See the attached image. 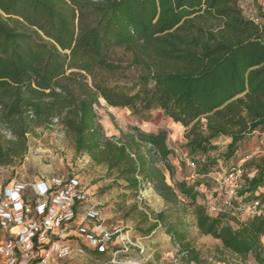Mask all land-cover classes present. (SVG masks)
<instances>
[{"label": "trees", "instance_id": "16d2710c", "mask_svg": "<svg viewBox=\"0 0 264 264\" xmlns=\"http://www.w3.org/2000/svg\"><path fill=\"white\" fill-rule=\"evenodd\" d=\"M119 48L131 53L126 65L115 57ZM101 99L144 120L162 110L185 127L196 163L221 137L231 139L224 157L232 158L264 126V25L244 14L240 0H0V123L13 133L7 139L0 131V166L21 162L29 134L57 118L77 155L117 172L138 195L153 184L171 211L158 212L146 233L162 226L189 263L199 261L188 240L190 215L201 234L264 264V213L236 227L225 213L211 215L199 203V179L171 185L157 165L174 171L167 130L135 126L121 139L108 136ZM215 164L201 163L197 174ZM246 164L257 172L240 194L264 203V159Z\"/></svg>", "mask_w": 264, "mask_h": 264}, {"label": "rangeland", "instance_id": "374dc122", "mask_svg": "<svg viewBox=\"0 0 264 264\" xmlns=\"http://www.w3.org/2000/svg\"><path fill=\"white\" fill-rule=\"evenodd\" d=\"M240 4L247 17L264 25V0H240ZM115 57L126 65L130 61L131 53L119 48ZM126 73L131 77L137 74L135 68H128ZM97 112L107 135L116 139L132 134L135 126L147 132L166 129L167 144L172 150L169 160L174 171L170 173L163 162H158L157 165L164 171L166 180L171 185L176 181L187 180L193 183L199 179V203L205 205L214 216L216 213L210 210V206L214 202L222 204L224 199L216 191V182L210 174H225L232 166L243 164L246 167V163L251 160L260 162L264 159V126H260L240 143L239 150L230 159H226L224 154L231 139L221 137L215 141L217 148L207 155H199L196 168L211 159L216 164L209 175H198L196 168L188 164L193 156L186 147L185 127L166 116L162 110L151 111L149 118L144 120L133 115L129 108L112 107L101 99ZM0 131L7 139L13 138L6 123H0ZM28 145V152L21 162L18 160L13 165L0 166V188L13 181L31 184L39 179L77 176L100 207L105 226L114 234L113 243L104 254L94 253L95 249L83 236L74 235L66 240L71 244L70 254L56 259L55 264H258L252 254L242 260L225 249L219 239L201 234L193 225L190 215L188 240L192 241V246L198 252L199 261L189 263L182 244L168 235L162 226L146 233L150 225L157 221L158 212L171 211L153 184L146 183L138 195L123 179L118 178L117 172L108 174L106 166L94 164L86 154L77 155L73 137L66 134L59 124L49 128L37 127L35 132L29 134ZM252 199V196L243 198L245 201ZM223 213L235 227L239 221L249 218L241 211L233 212L227 207ZM75 228L76 226L74 233Z\"/></svg>", "mask_w": 264, "mask_h": 264}, {"label": "built area", "instance_id": "2783aa9c", "mask_svg": "<svg viewBox=\"0 0 264 264\" xmlns=\"http://www.w3.org/2000/svg\"><path fill=\"white\" fill-rule=\"evenodd\" d=\"M57 124L58 119L54 118L52 126ZM188 164L196 168L195 161ZM256 172L257 169L243 164L225 174L212 172L216 191L224 202H214L210 210L216 216L226 207L248 217L263 214L260 198L245 201L247 194H240L246 179ZM74 235L83 236L102 253L109 250L114 235L105 226L102 211L90 191L77 176L39 179L31 184L13 181L0 188V264H55L56 259L70 254L71 244L66 240Z\"/></svg>", "mask_w": 264, "mask_h": 264}, {"label": "crops", "instance_id": "0c3cea01", "mask_svg": "<svg viewBox=\"0 0 264 264\" xmlns=\"http://www.w3.org/2000/svg\"><path fill=\"white\" fill-rule=\"evenodd\" d=\"M166 175V174H165Z\"/></svg>", "mask_w": 264, "mask_h": 264}]
</instances>
